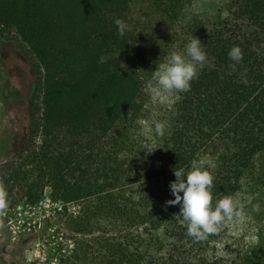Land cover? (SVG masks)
<instances>
[{
  "label": "trees",
  "instance_id": "16d2710c",
  "mask_svg": "<svg viewBox=\"0 0 264 264\" xmlns=\"http://www.w3.org/2000/svg\"><path fill=\"white\" fill-rule=\"evenodd\" d=\"M187 2L0 0V33L16 35L43 71L20 162L1 171L0 209L16 205L17 190L37 205L49 189L74 232L101 234L59 264H264V209L249 204L253 187L264 192V0H230L214 18L187 21L206 61L159 114L168 129L154 156L123 153L128 130L150 117L147 64L174 48ZM116 19L129 25L123 37ZM233 46L239 62L228 58ZM205 157L212 206L231 196L251 216L247 232L230 220L195 239L167 204L173 171Z\"/></svg>",
  "mask_w": 264,
  "mask_h": 264
},
{
  "label": "rangeland",
  "instance_id": "374dc122",
  "mask_svg": "<svg viewBox=\"0 0 264 264\" xmlns=\"http://www.w3.org/2000/svg\"><path fill=\"white\" fill-rule=\"evenodd\" d=\"M229 1L188 0L185 20L175 30V48L170 50L182 51L190 41L185 36L184 29L182 30L187 21L199 16L214 18L224 10ZM142 6L140 2L136 9L139 16ZM154 59L156 58H150V63L147 64L151 73L156 68ZM42 76L39 62L27 46L14 34L0 33V175L6 163L12 160L20 162L18 159L30 128V100ZM177 96L166 101L152 99L150 117L142 120H159L161 111L168 109ZM142 120H137L128 130L123 153L129 156L139 154L151 159L157 151L159 137L153 135L148 140L140 136L138 129ZM261 188L262 185L253 187L255 196L249 199V204L255 209H264V192H260ZM16 194L15 206L0 209V264H59L61 259L69 257L78 248L81 249L80 252L90 250L101 235L74 232V227L62 215L64 210L60 203L51 199L49 189L37 205L26 204L20 190ZM243 207L237 205L236 209L239 210L236 211L240 215H234L228 226L247 232L253 225L250 214L247 210L243 211Z\"/></svg>",
  "mask_w": 264,
  "mask_h": 264
},
{
  "label": "clouds",
  "instance_id": "9594fccd",
  "mask_svg": "<svg viewBox=\"0 0 264 264\" xmlns=\"http://www.w3.org/2000/svg\"><path fill=\"white\" fill-rule=\"evenodd\" d=\"M114 24L120 37L129 30V25L121 19H116ZM202 45L198 38L192 36L182 51L173 50L164 61L156 64L147 85L148 93L154 101H166L190 88L191 81L198 74V67L206 61ZM228 58L239 62L242 58L239 47L233 46L228 52ZM139 123V135L148 140L153 135L163 137L168 129L167 121L164 120H142ZM205 164L214 166L205 157L194 163L187 173L183 169L174 170L176 179L169 184L174 199L167 201V204L179 206V216L186 222L187 235L195 239H203L207 234L217 232L223 222L232 220L234 215H240L236 211L237 202L231 196L217 200L215 206H212L213 176ZM3 197L4 193L0 192V206H3Z\"/></svg>",
  "mask_w": 264,
  "mask_h": 264
},
{
  "label": "built area",
  "instance_id": "2783aa9c",
  "mask_svg": "<svg viewBox=\"0 0 264 264\" xmlns=\"http://www.w3.org/2000/svg\"><path fill=\"white\" fill-rule=\"evenodd\" d=\"M50 201V200H49ZM60 205H61V203H60Z\"/></svg>",
  "mask_w": 264,
  "mask_h": 264
}]
</instances>
